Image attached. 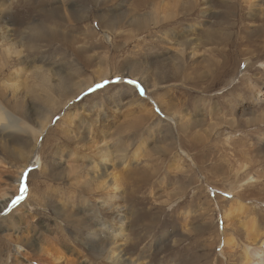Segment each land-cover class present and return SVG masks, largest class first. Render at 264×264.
Segmentation results:
<instances>
[{
	"label": "rangeland",
	"instance_id": "obj_1",
	"mask_svg": "<svg viewBox=\"0 0 264 264\" xmlns=\"http://www.w3.org/2000/svg\"><path fill=\"white\" fill-rule=\"evenodd\" d=\"M14 1L17 3L13 9H16L20 20L26 12V7L31 18L37 10H44L58 3L61 4L60 0H51L50 3L46 4H42L44 0ZM33 1L35 4H31ZM120 1H110V4L107 3L104 7H97L92 2L87 4V7H89L88 10L91 8V10H89L91 11L89 12L91 18L88 19V21L82 25V29L74 33V35L82 39V37L84 38V32L96 30L98 31V37L95 38L96 40L93 43L98 41L100 44H91L90 42L89 44H85L80 41L79 44L75 45L76 48L88 47L86 50L89 51L88 53L85 52L84 56L92 60L93 63L86 66V68L80 64L81 61L72 53L66 54V60L64 57H61L64 54H61L59 57V52H56L58 56H56V58L53 56L54 53L52 51H43L39 54L48 59H54V61L57 59V63L61 66L64 64V61H66L67 66L71 70H77L78 72L76 75L77 77L75 76L76 79L74 78L75 83L82 81L89 82L95 80L98 77L97 72L102 69L103 64L99 63V60H107L109 63L104 65L103 68H108V70L109 68H113L114 72V68L121 66L123 64L122 60H124L126 56H130V59L134 62L138 61L145 69L146 62L157 59H167L168 57L174 56L179 49V46L175 43L178 38L175 36L179 34L183 39H188V42L192 43L193 48L190 47L188 49L185 58L189 67H199L202 72L209 69L207 63L208 58L214 57L217 50H228V64L231 63L232 65L216 76L209 77L207 81L210 86L214 87L212 90L214 92L207 90V93H201V95L208 94L211 96H219L221 93H226L230 91L233 86L239 84L240 81L243 80V76L246 75L249 79L248 82L246 81L247 83H244L243 90L240 91V94L244 96V98H241V95L237 96V94L231 96L232 101L235 102L237 106L234 112L225 111L227 104L225 102L222 103V101L218 104L217 99H214L212 103L217 107L219 106L216 116L214 115L212 119L210 118L207 120L209 124H196L194 120L200 117L195 116V113L191 111L194 106L193 102L189 105L186 104L187 97L184 94L188 91H195L193 85L183 86L180 81H169L154 85L155 81L152 76L150 77L151 70H147L149 73L144 76H147L149 80L151 79L150 82L152 85L150 84V87L156 86L161 90L162 87L175 83L183 86V88L175 89V95L178 97L177 100L173 101L175 107H173L172 111L176 116L178 115L176 118L179 122L178 128L181 130V135L187 138L188 141L193 139L191 142H195L194 144L197 143L196 146L192 145V143H186V145L183 146L180 143L182 142L183 144V140H176L172 136L163 135V133H158V131L154 134L157 135V137L141 146L142 141L139 136L135 133L130 135L134 132L133 129L128 133L123 129V127L130 124L136 116L137 113L134 111V109L137 108L136 104L128 103L126 98L129 97H124L117 106L109 105L108 101L110 99L108 100V95L100 91L104 88H96L98 83L93 87V89H96L95 91L90 92L89 88L76 99V103L80 107L84 103L88 104L89 97L94 95V92L96 94V91H100L101 94L97 95L95 101L106 104V111L104 113L108 115V121L105 123L108 127V132L111 133V140H114L112 144L114 143L118 148L121 147L124 149L126 144L137 141V145L128 151L124 159L125 161L123 160V162L120 163L121 158H117L114 161V167H110L109 169V171L116 173L119 179H123V187L126 188L128 195L131 196L132 206L136 209L137 220H135V224L137 225L135 226L136 228L132 237L141 240V244L138 248L139 253L133 254L132 258L136 260V256L140 255V251L143 253V251L146 250L149 257V264H245L246 261H248V257L253 261V254L264 250V64L260 63L264 61V57H259V55H264L262 53L264 48H256V45H260L259 42H256L254 46L241 44L238 49L230 52V46L226 44H207V37L204 36V34L207 29L211 32L219 30L224 34L232 32L235 35H237V31L243 32V30H246L248 34L252 36V30L256 31L261 28L259 19L264 16V0H211L209 4H205V1L201 0L198 10L202 12V15L199 16L197 13L196 19H188L186 21L187 15L184 17L185 24L180 27L170 26L171 24H175V26L178 25V21H169L165 26L157 27L153 29L152 32L140 37H133L132 39L134 40L127 45L125 43L126 36H128L127 33L133 35L136 32L135 25L133 24V15L137 14V16L140 15L146 18L147 15L145 12L147 11L143 9L134 13L133 7L131 6L133 0ZM172 1L173 0H156L157 3L154 2L156 5L153 6L156 16H164V14H166L164 13L166 8H168L167 12L169 13V10L171 11L174 7ZM199 1L200 0H197V2ZM253 1L256 6H251ZM78 2L81 4L85 3L83 0H78ZM78 2L74 1L72 3L74 6H78ZM241 6H245L246 9ZM158 9L161 14L157 11ZM228 11H233V15L230 14V18L226 19L223 16H225ZM244 14H246V16L248 14V18L241 23L243 27L242 25L239 27L238 18H241ZM114 16L119 23L118 32L114 37L111 35V38L106 40V37H109V33L98 24L99 21L95 22L94 19L99 20L98 17H107L106 20L110 22L114 19ZM68 18H70V15H68ZM220 24L221 26L219 27ZM11 39L14 46L20 43V39L17 37H12ZM27 41L25 42L27 43ZM144 42L147 43L146 46ZM40 48L46 49L45 44H41ZM192 51L193 53L191 54ZM234 54L238 55L237 60V56L235 57ZM31 58L32 56L29 57L28 60ZM216 58L221 60L220 57ZM6 59V55H4L3 50L0 48V98L3 99L11 112L26 120L30 125L38 127L37 123H44L47 119H50V125L48 124L47 134L40 138V148L39 145L37 147V149L39 148L41 150L42 145H45L44 148L46 152L44 155L42 154L43 160L41 158V162L37 163V160L34 159L33 162L35 164L29 165L24 171L23 168L27 161L25 155L30 148L33 147L32 145H34L32 137L28 134L14 133V135L9 136V138L4 137L0 139V238H2L1 241L4 242L0 241V264H32L28 258H33L36 262H41L35 264H69V262L72 263L73 261L81 262L80 258L94 259V264H108L103 257L96 260L98 257L94 258L93 253L88 250L84 252L79 246L71 245L67 246L68 249H62L55 243L57 229L60 227L64 230L68 238L73 239L75 235V232L71 229H63L64 226H62V221L64 218L54 214V211L57 210V208H59L58 206L62 203V195L58 194L57 191L66 193V196H63L64 198L68 196L74 198L76 202L75 205H78L79 200L77 194H81L80 191L85 188L84 186L87 184V178L83 173L80 174L78 171V165H81V161H78V159L76 162L74 161L76 159L64 161L66 157L60 159L55 152L53 153V151L61 152L66 150V147L71 144L68 142L65 136L66 133L64 132V128L65 130L68 129L67 122H63L65 111L54 113L52 108L46 105L44 101L46 100V102H48V99L44 98L46 93L38 85L39 82L29 80L31 79V63L23 68L25 85L11 88L10 85L17 79L10 78V72L6 71L4 65L2 66V64L6 62ZM124 67L125 69L128 68L126 65ZM70 69H68L67 72H73ZM116 72L117 71H115V73ZM187 73L190 74L191 71L188 70ZM129 81L132 80L128 79V77L118 78L114 76L100 84H105L104 87H118L116 91H123V89L128 86L134 89V91H137L139 87L141 88L140 85L130 84ZM14 88L17 89L15 90ZM28 88L30 89L28 90ZM160 92H166V90L163 89ZM149 94L148 97H144L145 99L143 101L146 100L148 103H151V107L154 108L152 103V97L154 96L151 93ZM229 94L230 93H228V95ZM63 95V93L58 94V96L56 95V100L59 101L61 99L60 97ZM164 98L166 101H169L170 97L167 96L166 93ZM227 99H230V97H227L226 100ZM95 101H91V103ZM115 108H119L118 113L113 112ZM157 114L162 121L169 123L165 115L158 112ZM171 116L174 115L171 114ZM183 116L185 118H183ZM227 119L229 121L236 120L235 126L238 131L236 129L235 132L229 130ZM240 119L245 122H250L251 124V126L246 128V132H242L243 129L239 130ZM57 125H59V127ZM151 126L152 124H149L144 128L148 137H150ZM225 126L228 130L225 132L221 131L219 134L215 133L216 130H221ZM174 131H177V129ZM223 132L224 134H222ZM51 133H53V137H51L47 143L43 144V140L45 141L46 137H49ZM227 134L235 139H239L243 136L246 137L248 134L250 135H248V140H244L245 138L243 137L242 144L238 142L239 145H236L233 141L227 140ZM224 135H226V137H224ZM220 139L223 140L221 141ZM213 140L216 142V145H213L215 144ZM170 143H173L174 146H170ZM244 143H247L246 146ZM180 145L182 146V150H189L191 156V160L185 161L186 163L182 166V171H179L180 168L177 169L179 159H176V154L179 151ZM204 145H206V147H204ZM243 147H245V149ZM79 151H81V149H79ZM234 151L238 152L234 154ZM181 152L183 151H180V153ZM240 154H242L245 159L241 158L242 155ZM236 161L239 162L236 163ZM192 162H195L196 167ZM83 163L85 164V162ZM220 165H222V167ZM41 166H44L45 170L48 169L47 172L51 171V175H60L56 177L48 176V179H45V181L53 185L51 191H47L48 197L45 200V202H47L45 210L41 209L40 213H35V209L31 206L33 202H30L31 205L24 206L23 210H20L17 214L9 218L7 212L9 211L10 213L13 208L12 205H10L8 210H6V206L17 199V197L25 195L23 193L25 191H22V187L26 186L28 192V189H30L35 181L44 180L42 174L39 175L42 169ZM243 166H246V169H242ZM73 168L75 171L72 173ZM245 170L247 171V175L245 174ZM32 172L36 175L34 176L35 180L33 179L34 182L30 183V174ZM25 173H27L26 179ZM239 174L242 176V179L239 177ZM243 175L246 176L244 177ZM204 176L207 177V181ZM250 177H254V181L248 184L247 179ZM239 178L242 183L238 180ZM201 181L204 182L203 185H206L207 188L201 186ZM230 189L233 191H230ZM238 193L240 194L238 195ZM208 199L209 201L207 202ZM214 200H216L218 205H213L215 202ZM220 200L225 201L222 202ZM3 201L6 203H3ZM24 201L25 197L23 196V199L19 202ZM241 207L243 208L241 209L242 211L240 210ZM76 210L77 209L72 210L75 216L85 217L82 212ZM225 212L229 213V216L226 215ZM232 212L233 214H231V216L230 213ZM28 215L31 216L30 222H25V219H21L22 216L26 217ZM227 216L230 218L229 221L226 219ZM2 221L4 222L2 223ZM236 224H238V226ZM157 227L159 228L157 229ZM236 227H238L240 231H235ZM44 230H48L47 235L50 237V240L48 243L41 244L38 242H41L42 237L40 233L44 232ZM205 232L208 233L206 234ZM236 232H239L242 236ZM224 234H226V236ZM247 234H250L249 239H247ZM224 238H226V240L228 238L232 239L233 248L224 246ZM28 240L30 242L33 241V243L36 244V248H27L25 243ZM151 245H154V247L150 248ZM123 248L127 249L126 243H124ZM41 249L45 250L42 252ZM246 250L249 251L250 256L247 255ZM262 256L261 261L264 263V254ZM129 257L131 256L129 255ZM141 258L139 262L145 263L144 261H146L145 259H147V256L142 254ZM254 264H258L256 258L254 259Z\"/></svg>",
	"mask_w": 264,
	"mask_h": 264
},
{
	"label": "bare ground",
	"instance_id": "obj_2",
	"mask_svg": "<svg viewBox=\"0 0 264 264\" xmlns=\"http://www.w3.org/2000/svg\"><path fill=\"white\" fill-rule=\"evenodd\" d=\"M60 1H61V4L58 3L57 5L51 6L50 8L35 11L31 18H30V13L26 7V12L25 14H23L20 20L18 16L19 14L17 13L16 9H13V7L16 6L17 2L14 0H0V48L3 50L4 55H6L7 57L6 62L2 64V66L4 65V67H6V71L10 72L9 74L10 78L17 79L14 83L10 85V87L13 88V87H19V86L25 85V77L23 73L24 71L23 68H25L27 64L31 63L32 64V68L30 69L31 79L29 80L39 82L38 85L46 93L44 98L48 99V102H46V100L44 101L46 105L51 107L54 113L58 111L59 113H61L62 111H65V115H64L65 118L63 119L64 120L63 122L64 123L67 122L68 129L65 130L64 128V132L66 133L65 136L67 137L68 142L71 144H69L66 147V150L64 151H61V152L53 151V150L52 151L53 153L55 152V154L58 155L60 159H63L64 157H66L64 158V161H67V160L70 161L74 159H76L74 160L75 162L77 161V159L78 161H81L82 162L81 165H78V171L80 172V174L83 173V175L87 178L86 180L87 184H85L86 186H84L85 188L82 191H80L81 194H77V198L79 200L78 205H75L76 202L74 201V198L72 197L70 198V196L64 198L63 196L64 195L66 196V193H61L57 191L58 194L62 195V199H61L62 203L58 206L59 208H57V210L54 211V214L56 216H61L62 218H64L62 221L63 222L62 226H64L63 229L65 230L67 228L71 229L73 232H75V235L73 239L68 238L64 230H62V228L60 227L59 229H57V236L55 239V243L62 249L63 248L68 249L67 246H71V245L79 246L80 248L84 250V252L88 250L91 253H93L94 258L98 257L96 260H98L100 257H103L106 260V263L108 264H149V257H148V253H146L147 252L146 250L143 251V253L140 251V255L136 256V260L132 258L133 254L139 253L138 248L140 247V244H141L140 243L141 240L134 239V237H132V234L136 228L135 226L137 225L135 224V220H137L136 209L135 207L132 206L133 203H132L131 196L128 195V192H126V188L123 187V184H122L123 179H119L116 173L109 171L110 167H114L115 159L121 158L120 163L123 162V160L127 156L128 151H130L132 147L137 145V141H133L129 144H126V147L124 149L121 147L118 148V146L114 143L112 144V141L114 142V140H111L112 136H111V133L108 132L109 130L106 125L108 121V115L104 113L106 111L105 109L106 104L95 101L97 99V95L101 94L100 91H102L103 93L105 92L106 95H108V100L110 99L108 102H109V105L111 106L113 105L117 106L120 103V101L123 100L124 97H129V98H126L128 103L136 104L137 108L134 109V111L137 113L136 116L133 118L132 122L129 121L130 124H128L126 127H123V129L127 131V133L131 129H133L134 132L131 133L130 135H133L134 133L137 134L140 140L142 141L141 146L146 144V142L157 137V135H154L156 131H158V133H163V135H170L176 140H179V141L183 140V144L182 142H180L181 145L183 146H185L186 143H192V145L196 146L197 143L194 144L195 142H191L193 141V139L188 141L187 138L181 135V132H180L181 130L178 128L179 122L176 118L178 117V115L176 116V114L172 111L173 107H175V104L173 101L177 100V97H178L177 95H175L176 94L175 89L183 88V86H186V85H193L195 91L193 92L188 91L184 93L185 96L187 97L186 104L189 105L191 102L194 103V106L192 107L191 111L195 113V116L200 117L194 120L196 124L197 123L198 124H209L207 120L210 118L212 119L214 115L216 116V113L218 112V107H219V106L218 107L215 106L212 103V101H214V99H217L218 104L221 101L222 103L225 102L227 104L225 111L228 110L231 113L234 112L237 106L235 102L232 101L231 96H234L235 94H237V96H240L241 95L240 91L243 90L244 83H247L249 79L246 75L243 76L242 77L243 80L240 81L239 84H236L235 86H233V88L230 91L226 93H221V95L219 96L217 95L211 96L208 94L201 95V93H207L206 92L207 90L210 92H214L212 91L214 87L208 84L207 79L209 77L216 76L218 73H221L223 70L227 69L229 66L232 65L231 63L228 64V61H229L228 50L227 49L217 50L216 55L214 57L208 58L207 63H208L209 69L202 72L201 69H199V67H195V68L189 67V64L188 62H186L185 58H186L188 49L190 47L193 48L192 43L188 42V39H183L181 35L177 34L178 36H175V37H177L178 40L175 43H177V45L179 46V49L176 52V54L172 57H168L167 59H157L154 61L146 62V66H145L146 69H145L138 61L134 62L133 60L130 59L131 58L130 56H126V58L122 60L123 64L121 66H118L117 68H114V72H113V68L111 69L109 68V70L108 68L107 69L103 68L104 65H107L109 63L107 60H99L100 61L99 63L103 65H102V69L99 72H97L98 77L95 80H92L89 82L82 81V82L75 83L74 82V80L76 79L75 76L78 74L77 70H74V71L71 70L67 66L66 61H64V64H63L66 66H63V65L61 66L60 64L57 63L56 61L57 59L54 61V59L52 60L48 59L45 56L40 55L39 53L43 51H52L54 53L53 56H55L56 58L57 56L56 52H59V57L61 56V54H64L65 56L63 55L61 57H64L65 60L67 58L66 54L72 53L78 58L79 61H81L80 64H82V66H85L86 68V66H89L91 63H93L92 60L84 56V53L85 52L88 53L89 51V50H86L88 47L76 48L75 45L79 44L80 41L85 44H89V42L92 44L96 40L95 38L98 37V31L96 30H91L88 32L86 31L84 32V38L82 37V39H80V37L79 38L76 37L74 33L82 29L81 28L82 25H84L88 21V19L91 18L90 17L91 14L89 13L91 12L89 11L91 10V8L88 10L89 7H87V4H90L92 2L97 7L98 6L104 7L107 3L110 4V1L115 2V1H120V0H83L85 2L83 4L79 3L78 0H60ZM74 1L78 2L79 5L74 6L72 3ZM203 1H205L204 2L205 4H209L211 0H203ZM50 2L51 0H44L42 4H46ZM154 2H156V0H133L131 2V6L133 7L132 9L134 13H137L139 10L145 9L147 11L145 12L147 17L143 18L140 15L137 16V14H134L133 15L134 17L132 16L134 18L133 24L135 25L136 32L133 35L127 33L128 36H126V41H125L126 45L130 44V42L134 40L132 39L133 37L135 36L140 37L144 34L152 32V30L156 29L157 27L165 26V24L169 21H178V25L175 26V24H171L170 26L180 27L185 24V20H184L185 16L188 15L186 19L187 21L188 19H196L197 13L199 16L202 15V12L198 10V7L200 5L199 3H201V0L199 2H197V0H173L172 3L174 7L172 8L171 11L169 10V13L167 12L168 8L165 7L166 9L164 13L166 14H164V16L162 15V17H158V15L156 16L155 11L153 9V6L156 5L154 4ZM31 4H35V2L33 1ZM251 6H256L254 1L251 4ZM241 7L246 9L245 6H241ZM157 11H159V9ZM232 13L233 11H228L226 15L223 17L226 19H229L230 14L233 15ZM68 15H70V18H68ZM247 16L246 14H244L241 16V18H238L239 27L240 25H242L241 23H243L245 19L248 18ZM98 18L99 20L94 19V21L95 22L99 21L98 24H100L102 28H105L106 32L109 33L108 35L109 37H106V40H109L111 38V35L112 37H114L117 34L118 27H119L118 20L115 19V16H114V19H112L110 22L106 20L107 17H98ZM259 23L261 25V28L257 29L256 31L252 30L251 32L252 36H250V34H248L246 30H243V32L237 31V35H235L232 32L224 34L223 32L219 30H216L215 32H211L209 29H207L205 30V34H204V36L207 37L206 43L207 44H226L227 46H230V52L238 49L241 44L254 46L256 45V42L260 43V45H256L257 46L256 48H260V49L264 48V16L259 19ZM220 26L221 24L219 25V27ZM12 37L19 38L20 43L14 46V43H12V39H11ZM25 41H27V43ZM97 43L98 41H96L93 44H97ZM41 44H45L46 49H41L40 48ZM146 44L147 43L144 42L145 46ZM192 53L193 51L191 52V54ZM262 53L264 54V49L262 50ZM31 56L32 58L28 60L29 57ZM234 56L235 57L237 56L236 57V60H237L238 55L234 54ZM216 57H220L221 60L217 59ZM259 57H264V55L262 56L259 55ZM260 63L264 64V61L263 62L261 61ZM125 65L128 68L125 69L124 67ZM238 66H239V63H238ZM68 69H70L73 72H67ZM147 70H151L150 77L152 76L153 80L155 81L154 85H157L159 83L169 82V81H177V82L180 81L183 86H181L178 83H175V84H171L168 86L166 85L162 87L161 90L160 88H157L156 86L150 87L152 85L150 82L151 79L149 80L147 76H144L147 73H149ZM188 70L191 71L190 74L187 73ZM115 71L117 72L115 73ZM114 76L118 78L128 77V79L135 81L136 85H140L141 88L139 87L137 91H134V89L128 86L127 88L123 89V91H120V90L116 91L118 87H103L104 89L101 88L102 90L96 91L97 92L96 94L94 92V95L89 97L90 99L87 102L88 104L84 103L80 107L77 105L76 99L78 98L79 95L87 91L89 88L93 89L94 85H96L97 83L98 84L103 83V81H106L107 79L112 78ZM30 88H28V90ZM14 89L16 90L17 88H14ZM141 89L143 90V95L140 94ZM163 89L166 90V92H160ZM61 93H63L64 95L60 97L61 99L59 101H57L56 98L58 94H61ZM149 93H151L154 96L152 97V103L154 105V108L151 107L152 106L151 103H148L146 100L143 101L145 99L144 97H148V95H150ZM166 93H167V96L170 97L169 101H166L164 98ZM228 93L230 94L228 95ZM54 94H56L57 96ZM227 97H230V99L226 100ZM242 97L244 98V96L241 95V98ZM19 99H22V98H19ZM91 101H95V102L91 103ZM118 109L119 108H115L113 112L118 113ZM157 112L165 115L166 119L168 120L170 124L166 123L165 121H162L158 117L159 115L157 114ZM171 114H173L174 116H171ZM183 118L185 117L183 116ZM49 120L50 119H47L44 123H37L38 127L30 125L29 123L26 122V120L22 119L20 116H17L13 112H11V110L8 109L3 99L0 98V139L4 137L9 138V136L14 135V133L28 134L33 139L34 145H32L33 147L30 148L28 153H26L25 155L27 161L23 168V171L27 169L29 165L35 164L33 162L34 159L37 160V163L41 162V158L43 160L42 154L44 155L46 151L44 148L45 145H42L41 150L39 149L40 148V138L42 136L44 137L47 134ZM235 121L228 120V123H227L229 126L228 127L229 130H231L232 132L233 131L235 132V129L237 130L235 126V123H236ZM249 121H252V120H249ZM149 124H152L151 126L152 128L150 129V137H148L147 133L144 131V128ZM59 125L57 126L59 127ZM249 126H251L250 122H245L244 120L240 119L239 121L240 129L239 130L243 129L242 132H246V128H248ZM228 128L225 126L221 130H216L215 133L219 134L221 131L225 132L226 130H228ZM176 129L177 131H174ZM224 132L222 134H224ZM49 135L50 136L46 137L45 141L43 140L44 142L43 144L47 143L48 140L51 137H53L52 136L53 133ZM248 135L246 137L243 136L245 139L243 137L239 139H235L231 135L229 136L227 134V140L233 141L234 144L239 145V143L242 144L243 139L248 140ZM224 137H226V135H224ZM38 145H39V148L37 149ZM181 145L179 147V151L176 154V159H179V162L177 163L178 165L177 169L180 168L179 171L183 170L182 166H184V164L186 163L185 162L186 160H191L189 150H182ZM213 145H216V142ZM170 146H174L173 143H170ZM204 147H206V145H204ZM243 148L245 149V147ZM79 149H81V151H79ZM180 151H183V152L180 153ZM236 152L234 151V154ZM241 158L245 159L243 155ZM83 162H85V164ZM238 162L236 161V163ZM247 162H248V159H247ZM192 164L194 166L196 165L195 162H192ZM220 166L222 167V165ZM242 169H246V166H243ZM47 171L48 169L45 170L44 166L40 170L39 175L42 174L43 176L42 178L44 179L41 181L38 180L34 182L35 180L34 176L36 174H34L33 172L30 174V183L34 182V184L31 185L30 189H28V192L27 191L23 192L25 194L23 195L25 197V201L17 203L15 207H13V201L10 202L9 205L7 203L8 206H6L7 207L6 210H8V207H10V205H12V208H13V210L10 213L9 211L7 212L8 213L7 216L9 218H11L10 216H14L15 214H17L20 210H23L24 206L26 207V206L31 205L30 202H33L31 206L35 209L34 210L35 213H40L41 209L45 210L46 204H47L45 200L48 197L47 191H51V187L53 186L48 181H45V179L47 180L48 176H51V177L60 176L59 174L51 175L52 174L51 171L49 172ZM74 171L75 170L73 168L72 173ZM246 173L247 171L245 170V174ZM204 177H205V180L207 181V177L206 176ZM239 177L241 178L242 176H240L239 174ZM240 178L238 180H240ZM253 181H254V177H250L249 179H247L248 184L253 183ZM240 183H242V181ZM203 184L204 182L201 183V186H204ZM204 187H206V185ZM216 188L219 189L218 187ZM230 191H233V190L230 189ZM239 194L240 193H238V195ZM235 199H236V194H235ZM5 201H3V203H6ZM208 201L209 199L207 200V202ZM214 201L215 202L213 205L215 204L218 205L216 200ZM220 201L223 202L225 200H220ZM242 207L240 208V210L243 209ZM73 209H77L78 211L82 212L85 217L75 216V213L73 214L72 212ZM225 214L228 215L229 213L225 212ZM231 214H233V212L230 213V215ZM30 215L26 217L22 216L21 219H25V222H30L31 221ZM228 216L226 219H228L229 221L230 218ZM3 222L4 221H2V223ZM236 225L238 226V224ZM158 228L159 227H157V229ZM47 231L44 230V232L40 233V236L42 237V239H41V242H38V243L43 244V243L49 242L50 237L47 235L48 233ZM235 231H240V229L236 227ZM205 233L207 234L208 232H205ZM236 233L239 234V232H236ZM224 235L226 236V234ZM239 235L242 236L241 234ZM247 235H248L247 239H249L250 234H247ZM1 240L2 238H0V241ZM124 243L127 244V249L123 248ZM25 246H27V248H36V244L33 243V241L30 242L29 240L25 243ZM224 246H227V247L230 246L233 248L232 239L228 238L226 240V238H224ZM153 247L154 245L153 246L151 245L150 248H153ZM41 250L43 252V250L45 249H41ZM246 251H247V255L250 256L249 251L248 250ZM142 254L143 255L145 254V256H147V259H145L146 261H144L145 263L139 262V260L142 259L141 258ZM263 254H264V250L255 252L252 257L253 261L250 260V257L248 258L246 257L248 261H246L245 264H254L255 258L258 260V264L259 263L264 264L261 261ZM129 255L131 257H129ZM28 260H30V263L32 264L41 263V262H36L33 258H28ZM80 261L81 262L79 261H73L72 263L69 262V264H94L95 263V260L91 258H88V259L80 258Z\"/></svg>",
	"mask_w": 264,
	"mask_h": 264
},
{
	"label": "snow or ice",
	"instance_id": "obj_3",
	"mask_svg": "<svg viewBox=\"0 0 264 264\" xmlns=\"http://www.w3.org/2000/svg\"><path fill=\"white\" fill-rule=\"evenodd\" d=\"M105 83H107V82H105ZM129 83H130V84H133V85L136 84L135 81H129ZM104 86H105V84H97V85H96V88H103ZM95 90H96V89H89L90 92H91V91H95ZM140 94L143 95V90H142V89H141ZM26 177H27V173H25V179H26ZM22 191H27L26 186H25V187H22ZM21 199H23V196H21V197H17V199H16L15 201H13V207H15V205H16L17 203H19V201H20Z\"/></svg>",
	"mask_w": 264,
	"mask_h": 264
}]
</instances>
